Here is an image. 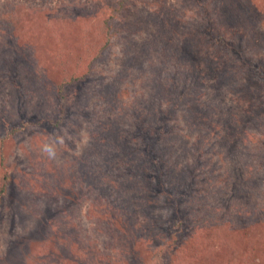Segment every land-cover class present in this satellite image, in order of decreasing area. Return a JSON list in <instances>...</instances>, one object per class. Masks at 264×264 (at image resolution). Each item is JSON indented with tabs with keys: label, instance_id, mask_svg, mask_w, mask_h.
I'll list each match as a JSON object with an SVG mask.
<instances>
[{
	"label": "rangeland",
	"instance_id": "374dc122",
	"mask_svg": "<svg viewBox=\"0 0 264 264\" xmlns=\"http://www.w3.org/2000/svg\"><path fill=\"white\" fill-rule=\"evenodd\" d=\"M200 1L193 5L190 0H128L115 23L127 28L124 35L131 33L129 44L114 38L112 55L106 53L107 61L96 68L95 82L78 81L68 86L66 114L48 87H42L38 94L28 93L0 76V178L6 171L10 178L0 202V264H56L63 254L68 259L62 264H91L92 260L94 264H150L151 252L161 242L154 241L153 236L145 244L125 241L132 232L144 233L147 228L156 234L157 226H150L149 219L157 211L149 215L152 206L127 196L123 185L127 179L116 174L106 176L112 164L100 165L101 155L96 149L112 158L116 119L124 115L126 121L122 123L127 122L122 108L113 107L114 100L118 94L121 100L143 93L148 97L154 75L166 78L159 69L156 44L170 37L172 24L187 23L196 12L203 14L205 0ZM120 2L0 0V16L5 9L22 10L16 34L20 46L14 58L31 77L47 81L61 72L58 69L63 63L70 72L76 71L81 55L77 53L83 47L79 46L81 37L91 39L88 31L101 26ZM237 2L227 9V22L232 33L244 35L240 42L244 53L248 52L244 68L249 75L242 87L260 107L249 111V97L242 101V92L234 91L237 84L229 80L237 77L235 80L241 82L238 68L225 83L209 81L207 111L215 114L213 122L230 126L236 119L244 125L245 120L253 119L255 127L244 126L239 139L218 136L204 146V150L215 153L218 173L228 187L211 197L218 205L215 217L219 230L210 241L199 242L187 264H216L220 258L240 263L239 242L247 243L248 264H264V73L258 72L264 63V0ZM7 37L0 33L3 50L9 49ZM60 54L62 58H58ZM111 83L116 84V93L103 104L99 97ZM192 131L182 135L190 136ZM94 197L102 198L95 209ZM58 204V209L52 207ZM61 224L65 227L59 228ZM233 231L240 234L233 235ZM121 246H128L127 251ZM227 250L232 257L223 255Z\"/></svg>",
	"mask_w": 264,
	"mask_h": 264
},
{
	"label": "trees",
	"instance_id": "16d2710c",
	"mask_svg": "<svg viewBox=\"0 0 264 264\" xmlns=\"http://www.w3.org/2000/svg\"><path fill=\"white\" fill-rule=\"evenodd\" d=\"M127 2L128 0H121L116 4L114 13L103 19L101 26L97 24L88 31L91 32V39L81 37L79 46L83 47H79L80 51L77 53L81 55L76 71L70 72L63 63L58 69L61 72L47 81L31 77L28 70L20 65L19 59L14 58L18 55L20 46L17 41V21L20 20L22 10L5 9L0 16V33L8 34L6 42L9 49L0 48V76L18 87L26 88L28 93L38 94L42 87H48L56 94L60 110L66 114L68 86L78 81L95 82L96 68L107 61L108 53L112 55L110 52L114 38L120 37L121 41L126 40L125 44H129L131 33L124 35L127 28L119 27L115 23L117 15L124 13ZM190 2L194 5L195 0ZM235 3L232 0H205L201 5L203 14L196 12L191 21L182 25L177 21L175 27L172 24L170 37L162 38L159 45L156 44L159 50V69L166 78H155L156 74H153L154 84L148 90V97L143 93L131 100H121L117 93L119 97L114 100L113 107L122 108L121 112L127 115V122L122 123L126 121L124 115L116 119L119 125L114 126L117 136L111 146L112 158H106L102 150L96 149L101 155L100 165L106 164L108 167L107 163L112 164L106 170V176L116 174L117 178L127 179L126 185L123 184L127 196L130 195L131 198L133 195L143 206H152L148 210L149 215L157 211L149 219L150 226H157L156 234L147 228L144 233L132 232L131 238L125 241L126 244H145L151 242L150 237L153 236L154 241L161 242L151 252L150 264H187L200 247L199 242L206 238L210 241L215 236L220 223L215 217L218 214V205L211 202V197L224 192V188L227 189L228 186L223 175L218 173L215 153L204 150V146L218 136L239 139L240 129L244 126L253 129L255 127L253 119L245 120L244 125L236 119H232L230 126L229 123H223V126L220 123L215 124L212 119L215 114L210 115L207 111L209 81L225 83L235 68L241 71L239 75L243 77L240 78L241 82L239 79L235 80L237 77L229 80L237 84L233 86L234 91L242 92V101L249 97V111L260 107L255 104L253 95L243 91L242 87L246 74L249 75L248 71L245 74L244 68L249 56L248 52L244 53L242 50L240 42V37L244 35L240 32L232 33L233 28L227 22V9L231 4L235 6ZM230 19L235 18L230 16ZM58 58H62L61 54ZM84 69L86 71L81 75ZM259 71L264 73L262 62ZM35 82L41 85L37 86ZM115 85L111 83L103 89L99 97L103 104L110 102L107 101L110 94L116 93L113 89ZM190 131V136L182 135ZM188 137H192L193 141ZM203 164H209V167ZM2 168L5 169L3 165ZM204 176L205 179H202ZM9 179L8 171L0 178V202L7 193ZM125 199L126 203L130 202ZM93 203V209L98 208L102 198L94 197ZM52 207L58 209L59 204ZM93 211L89 212L91 216ZM58 227L65 226L61 224ZM237 233L239 231H233V235ZM239 244L242 257L240 263L225 262L220 258V263L216 264H248L245 254L247 243ZM121 247L123 251L128 249V246ZM198 252L202 258L201 248ZM63 255L59 256L56 264H62V261L68 259ZM223 255L233 256L228 250ZM213 261L216 262V258ZM91 264H94V260Z\"/></svg>",
	"mask_w": 264,
	"mask_h": 264
}]
</instances>
